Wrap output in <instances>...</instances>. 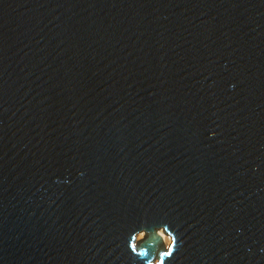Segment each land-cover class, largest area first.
I'll return each mask as SVG.
<instances>
[{
  "label": "water",
  "instance_id": "95a60500",
  "mask_svg": "<svg viewBox=\"0 0 264 264\" xmlns=\"http://www.w3.org/2000/svg\"><path fill=\"white\" fill-rule=\"evenodd\" d=\"M162 223L166 264H264V0H0V264Z\"/></svg>",
  "mask_w": 264,
  "mask_h": 264
},
{
  "label": "clouds",
  "instance_id": "9594fccd",
  "mask_svg": "<svg viewBox=\"0 0 264 264\" xmlns=\"http://www.w3.org/2000/svg\"><path fill=\"white\" fill-rule=\"evenodd\" d=\"M181 245L182 241L170 230V226L162 223L151 229L141 225L131 234L129 248L145 264H166V261L174 258Z\"/></svg>",
  "mask_w": 264,
  "mask_h": 264
}]
</instances>
